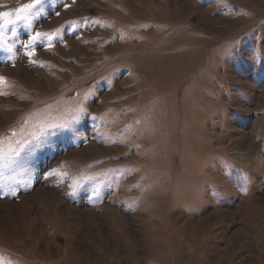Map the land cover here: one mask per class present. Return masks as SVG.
<instances>
[{
	"label": "rangeland",
	"instance_id": "1",
	"mask_svg": "<svg viewBox=\"0 0 264 264\" xmlns=\"http://www.w3.org/2000/svg\"><path fill=\"white\" fill-rule=\"evenodd\" d=\"M0 264H264V0H0Z\"/></svg>",
	"mask_w": 264,
	"mask_h": 264
}]
</instances>
